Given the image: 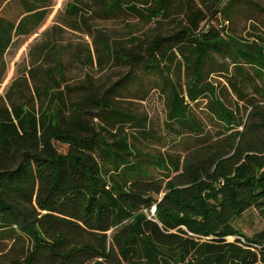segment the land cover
I'll list each match as a JSON object with an SVG mask.
<instances>
[{"label": "trees", "instance_id": "1", "mask_svg": "<svg viewBox=\"0 0 264 264\" xmlns=\"http://www.w3.org/2000/svg\"><path fill=\"white\" fill-rule=\"evenodd\" d=\"M172 1L74 0L65 10L80 17L91 3L148 23L170 17ZM238 1L264 13L252 0H217L166 46L158 36L146 57L113 51L160 76L167 129L192 140L182 154L144 151L155 138L146 122L118 97L67 86L59 51L46 55L52 66L16 73L0 96V264H264V232L245 238L233 226L250 209L264 219V37L223 35ZM20 2L16 20L0 16V84L14 39L50 7ZM219 14L221 31L210 26ZM165 62L183 69V84ZM199 102L215 134L194 115Z\"/></svg>", "mask_w": 264, "mask_h": 264}, {"label": "rangeland", "instance_id": "2", "mask_svg": "<svg viewBox=\"0 0 264 264\" xmlns=\"http://www.w3.org/2000/svg\"><path fill=\"white\" fill-rule=\"evenodd\" d=\"M46 1L50 7L43 23L31 35L14 39L13 45L5 54L7 71L0 84V96L4 95L17 72L27 70L29 66H52L46 55L59 51L67 86L76 88L84 84L100 96L118 97V104L124 111L146 122L147 128L154 132L155 138L139 145L144 151L182 154L184 147L192 143V140L175 138L176 136L167 129L166 90L160 76L156 72H147L143 67H139L137 62L128 63L116 59L113 51L119 48V56L122 58L125 56L122 50L146 57L147 48L158 36L164 38L160 46H166L173 32H179L183 27L192 25L193 12L200 11L208 17L216 7L217 0H188L191 10H187L180 0H173L169 6L170 17L148 23L126 11L106 17L101 6L91 3L87 4L89 8H84L85 11L80 17L72 16L65 9L67 4L73 3L74 0ZM252 1L264 7V0ZM226 4L227 2L223 1L218 8L221 9ZM135 5L141 7L138 3ZM21 11L20 0H0L1 17L16 20L21 16ZM224 19L219 14L211 21L210 26L220 30ZM225 26L226 33L221 32L223 35L238 38L253 35L264 37V13L258 12L243 1H238L234 5L228 25ZM101 38L112 48V53L107 57L100 52ZM164 64L170 69L171 77L176 83L185 82L183 69L180 70L178 65L173 67L167 62ZM213 68L216 69L217 66ZM212 78L213 82L222 81L219 77ZM192 111L207 130L212 134L217 132V126L211 123L203 102L193 105ZM93 122L98 123L99 120L94 118ZM153 214L154 209L151 210V215ZM233 226L245 238H251L264 232V219L256 210L250 209L237 219ZM226 240L233 242L235 238ZM5 245L6 243L0 244V249Z\"/></svg>", "mask_w": 264, "mask_h": 264}]
</instances>
